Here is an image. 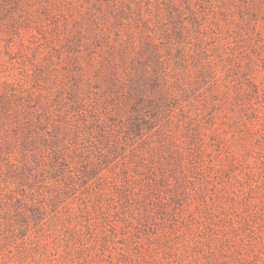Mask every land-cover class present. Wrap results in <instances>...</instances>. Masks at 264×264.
I'll return each instance as SVG.
<instances>
[{"label":"rangeland","instance_id":"obj_1","mask_svg":"<svg viewBox=\"0 0 264 264\" xmlns=\"http://www.w3.org/2000/svg\"><path fill=\"white\" fill-rule=\"evenodd\" d=\"M255 1H129L142 18L103 24V36L89 22L90 0L35 1L15 35L0 28V93L14 95L19 114L0 122V264H77L76 223L120 227L92 255V264H117L121 232L138 226L124 227L134 206L122 198L126 183L137 190L174 171L199 203V187L217 174L234 182L245 167L241 176L262 179L264 12ZM244 75L262 90L254 113L235 107ZM152 95L161 108L141 113L151 126L130 131L136 99ZM27 114L29 130L20 126ZM139 228L140 246L157 243L156 227Z\"/></svg>","mask_w":264,"mask_h":264},{"label":"trees","instance_id":"obj_2","mask_svg":"<svg viewBox=\"0 0 264 264\" xmlns=\"http://www.w3.org/2000/svg\"><path fill=\"white\" fill-rule=\"evenodd\" d=\"M35 1L47 5L51 0H0V28L4 27L7 34L15 35L26 20L23 16L25 12L23 7ZM129 1L135 0H90L87 10L93 29H97L103 36L109 33L107 32L109 27L105 29L102 27L103 24L124 25V20H140L141 14L133 11ZM137 4L135 7H139ZM255 4L262 5L261 10L264 12V0H256ZM179 8L173 5L176 12ZM48 10L45 6L44 14H47ZM1 29L0 32L3 31ZM252 66L248 64L247 69H250L247 72L254 71ZM243 77L246 87L240 96L236 95L235 107L239 113H254L257 111L254 104L258 103L262 95L260 83H256L247 75ZM153 85H156L155 81ZM244 95L248 100L246 104L240 99ZM13 96L8 92L0 93L1 123L7 122L11 114L19 115L16 109H12ZM156 96L158 97L152 95L136 99L134 105L136 115L130 131L142 133L143 128L151 126L141 119V113H156L161 108L155 103ZM144 105L147 106L142 109ZM17 107L21 108L23 105ZM23 112H26V109ZM27 115L28 117L24 115L26 121L20 126L24 125L26 130H29L30 114ZM237 120L238 118L234 121L235 125L238 124ZM247 130L251 132V128L247 127ZM260 162L262 179L257 178L253 171L246 172L244 178L241 176L244 167L234 174L236 175L233 177L234 182H227L223 178L218 180L217 174L216 180L211 184L204 186L201 183L198 192L199 203H194V192L188 191V187H184L183 183L178 181L174 171L172 173L169 171L168 175L160 173L157 181L150 179L145 186H138L137 190L134 187L131 190L126 183L122 198L126 202H134V206L129 215H124L126 221L124 227L128 228L131 224L134 225V222H137L138 226L137 228L132 226V234L129 231L121 232L124 242L117 264H264V193L259 192L260 184L261 186L264 184V160ZM247 165L251 169L250 164ZM159 187L163 188V195L158 191ZM206 196H211V199L206 201ZM176 197L180 201L177 207L173 202V198ZM33 212L36 220L43 219L41 209L34 208ZM158 212L162 216L159 222L156 220ZM86 215L89 216L88 213ZM143 225L145 229L156 227V230L160 231L155 235L157 243L139 245L137 241L140 239L139 227ZM89 226V223L85 225L84 232L81 223L72 226V246L80 258L77 264H92V255L98 257V251L103 255L109 243L113 242L111 237L117 235L118 228L120 229L115 223H111L109 229L95 232ZM56 264L61 262L58 260Z\"/></svg>","mask_w":264,"mask_h":264}]
</instances>
